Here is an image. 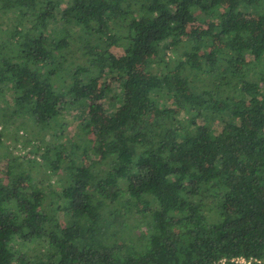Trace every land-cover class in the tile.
I'll return each mask as SVG.
<instances>
[{
	"label": "trees",
	"instance_id": "obj_1",
	"mask_svg": "<svg viewBox=\"0 0 264 264\" xmlns=\"http://www.w3.org/2000/svg\"><path fill=\"white\" fill-rule=\"evenodd\" d=\"M3 138L0 264H264V0H0Z\"/></svg>",
	"mask_w": 264,
	"mask_h": 264
},
{
	"label": "rangeland",
	"instance_id": "obj_2",
	"mask_svg": "<svg viewBox=\"0 0 264 264\" xmlns=\"http://www.w3.org/2000/svg\"><path fill=\"white\" fill-rule=\"evenodd\" d=\"M198 17L196 18H191L190 21L187 23V26H196L200 24L198 22ZM54 27L52 26L51 29ZM97 100V102H102L103 98L99 97H93ZM89 100L85 101V106L83 105L81 108H71V112L73 115V119L75 122L69 125L67 130L65 131V136L63 137V142L64 144L68 143H85L87 145H90L89 143L91 142L92 134L90 129L88 128H83L80 125L82 123H86L87 119L86 116L89 112ZM109 113V109H106V114ZM21 133V132H20ZM2 145L0 147V178L2 181L5 183H8V176L3 172L5 169V165L7 163V160L9 158V155L7 154L6 150L12 151V154L18 156L19 158H29L31 159V163H34L35 160L39 161V156L34 155L32 153V143L33 140H27L24 141L23 143H13L10 138H3ZM35 157V159H34ZM77 164V163H76ZM64 172L63 170H60L58 175H63ZM34 176H35V181L38 182L42 186H46L47 189H57L58 183L57 181L54 180V177L51 176L50 172L46 169H37L34 171ZM63 216H61V219ZM64 220V218H63Z\"/></svg>",
	"mask_w": 264,
	"mask_h": 264
}]
</instances>
